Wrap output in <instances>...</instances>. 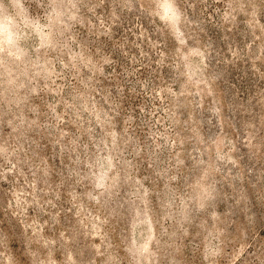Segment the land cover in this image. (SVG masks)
<instances>
[{"label":"rangeland","instance_id":"374dc122","mask_svg":"<svg viewBox=\"0 0 264 264\" xmlns=\"http://www.w3.org/2000/svg\"><path fill=\"white\" fill-rule=\"evenodd\" d=\"M22 2L0 264H264V0Z\"/></svg>","mask_w":264,"mask_h":264},{"label":"clouds","instance_id":"9594fccd","mask_svg":"<svg viewBox=\"0 0 264 264\" xmlns=\"http://www.w3.org/2000/svg\"><path fill=\"white\" fill-rule=\"evenodd\" d=\"M22 7V0H0V45L16 37L15 29L23 22L17 17V10Z\"/></svg>","mask_w":264,"mask_h":264}]
</instances>
